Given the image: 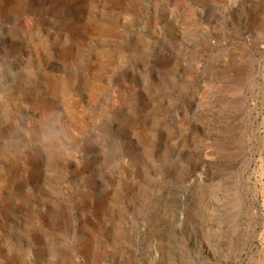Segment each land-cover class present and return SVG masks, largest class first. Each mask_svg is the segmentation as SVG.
<instances>
[{
  "label": "rangeland",
  "instance_id": "374dc122",
  "mask_svg": "<svg viewBox=\"0 0 264 264\" xmlns=\"http://www.w3.org/2000/svg\"><path fill=\"white\" fill-rule=\"evenodd\" d=\"M0 264H264V0H0Z\"/></svg>",
  "mask_w": 264,
  "mask_h": 264
}]
</instances>
